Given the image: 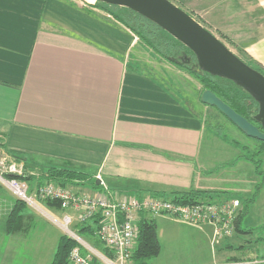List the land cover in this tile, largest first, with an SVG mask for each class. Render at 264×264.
<instances>
[{
  "label": "crops",
  "instance_id": "obj_1",
  "mask_svg": "<svg viewBox=\"0 0 264 264\" xmlns=\"http://www.w3.org/2000/svg\"><path fill=\"white\" fill-rule=\"evenodd\" d=\"M174 1L229 49H240L264 67V0ZM99 13L63 0H0V152L20 154L18 162L34 174L57 166L99 175L118 194L173 197L198 190L206 199L251 197L262 176L252 160L236 153L237 141L207 129L193 111L195 82L181 86L166 73L170 68L177 77L186 71L160 57L148 63L136 36ZM227 148L232 159L226 164ZM261 182L240 222L248 233L264 227ZM16 199L0 187V237L7 242L0 264H10L4 259L12 257L6 254L13 252L12 244L25 254L14 264H49L60 235L54 249L47 247L43 239L49 231L35 233V216L24 212L26 203L19 216L11 214ZM10 215L14 222L8 226ZM166 216L153 219L166 221ZM176 220L206 236L210 248L216 246L215 260L204 264L224 263L228 257L217 254L230 246L226 240L246 234L234 231L213 241L210 226Z\"/></svg>",
  "mask_w": 264,
  "mask_h": 264
},
{
  "label": "built area",
  "instance_id": "obj_2",
  "mask_svg": "<svg viewBox=\"0 0 264 264\" xmlns=\"http://www.w3.org/2000/svg\"><path fill=\"white\" fill-rule=\"evenodd\" d=\"M80 3H83L82 0ZM24 172L22 163L0 154V184L17 199L38 210L41 209L36 200L53 201L62 210H75L79 223L96 216L94 232L111 249L112 255L103 254L71 229L69 226L74 217L69 213H63L60 220L49 218L76 242L68 255L72 264H95L94 259L101 264H127L138 234L137 221L143 217L154 218L165 214L192 225H207L212 229V240L217 241L233 235L235 221L241 210V201L237 197L221 200L198 198L191 202H180L173 197L118 194L110 192L99 175L96 178L100 189L93 192L72 190L53 182H45L30 189L28 182L21 178Z\"/></svg>",
  "mask_w": 264,
  "mask_h": 264
},
{
  "label": "trees",
  "instance_id": "obj_3",
  "mask_svg": "<svg viewBox=\"0 0 264 264\" xmlns=\"http://www.w3.org/2000/svg\"><path fill=\"white\" fill-rule=\"evenodd\" d=\"M63 1L68 2L69 4L76 7H80L84 11L93 15H95V13H98L100 15L99 12H102L105 17L109 16V20L125 26L133 33L134 36H136L139 47L141 45L142 47L148 49L151 53L157 54L165 62H171L178 66L180 69L192 75L201 85L197 100V102L201 105L207 107L209 106L203 104L199 100V95L202 90L210 89L236 112L240 113L247 119L252 120V115L257 110L256 101L244 89H242L231 80L211 75L205 71H198L197 62L193 53L185 45L168 34L157 24L153 23L149 19L143 17L139 13L127 7L117 6L99 0H89L92 2L85 1L84 3H80L77 0ZM250 63V66L264 74V67L251 60ZM183 101L187 103L185 99H183ZM193 111L195 113L198 112L195 108L193 109ZM200 113L201 118H204L205 121V114L203 112ZM248 138L254 141V145L250 147L252 152L250 154H245L244 156L248 160H252L256 170L260 175H262L261 178L264 179V172L260 170L261 153L264 150V140H257L250 137ZM242 146L245 148H249V145ZM6 155L9 159L15 161H20L22 159V156H20V154L18 153H13L11 155L12 157L8 154ZM24 168L25 172L24 175L21 176V178L28 182V184L30 185V189H33L45 182H53L65 187H78L83 184L85 180L90 178H93L90 189H100V184L96 183L97 178H94V176L90 175V173L84 171L57 166H47L45 167L43 172H41V174L36 175L34 173H31V171L29 172L26 167ZM261 183L262 182L260 181L256 184L251 197H246L241 200V210L235 221L236 232L248 233L249 231H251V229H240V222L242 216L247 211L249 203L253 200V196H255L256 192L259 190ZM1 186L2 185L0 184V187ZM204 193L205 192L198 190L177 191L174 192L173 199L180 202H191L195 201L198 198L204 197ZM41 202L49 207H54L56 204L53 201L45 199H42ZM24 205L25 203L23 201L16 199L14 207L11 210V214H16V216H19V210ZM12 220L13 218L10 215L8 217V226L11 225V222H14ZM12 224L14 226V223ZM137 225L138 234L132 253L128 259V264H149V260L152 257L156 256L160 251V243L156 232V223L154 222L153 218L143 217L137 221ZM96 226L97 218L95 216L88 221L80 223L77 232L81 237H83L87 242H89L103 254L112 255L113 253L111 252V249L107 247L95 234L94 230L96 229ZM75 244L76 242L73 239H71L64 233H61L55 247L53 258L49 264H70L68 255L71 247ZM239 246L242 247V245ZM217 251H219V249H217ZM262 259H264V256L262 257ZM93 262H96V260L94 259ZM223 262L224 263L219 264H259L252 262V260L250 259L246 260L235 256H230Z\"/></svg>",
  "mask_w": 264,
  "mask_h": 264
},
{
  "label": "rangeland",
  "instance_id": "obj_4",
  "mask_svg": "<svg viewBox=\"0 0 264 264\" xmlns=\"http://www.w3.org/2000/svg\"><path fill=\"white\" fill-rule=\"evenodd\" d=\"M80 2V0H77ZM89 1V0H88ZM94 1V0H93ZM174 4L178 5L180 8H182L184 11L185 8H183L181 5L176 3L174 0H171ZM84 3L85 0H82ZM187 12V11H186ZM189 13V12H187ZM190 14V13H189ZM210 32H213L211 29L206 27ZM139 45V43L137 44ZM227 46V45H226ZM140 48L142 46L140 45ZM144 48V47H143ZM146 56V61L150 63L154 60H160L159 56L157 54L151 53L148 49L144 48ZM234 50V49H233ZM240 59H242L246 63H250V59L242 54V51L240 49L233 51ZM136 59L134 57L131 58V62L135 61ZM164 62L165 61H161ZM167 64V63H166ZM251 64V63H250ZM171 79L175 78L179 81L181 86L188 85V83L191 81H194L196 85V90H194L195 93V106L196 111H198V114H201L200 112H203L205 114V121L204 123L207 125V129H210L211 131H216L218 134L222 135V137L225 138V140H228L229 142L234 143L235 141L238 142V144H235L237 147H235V151L237 154H250L252 145H254V141L249 139L248 136H244L242 132L234 125L232 124L223 114H221L219 111H217L213 107H207V106H200L198 104V94L199 90L201 88V85L197 82V80L190 75L189 73L184 72L183 74H180L179 76H174V74H171V70L166 72ZM189 86V85H188ZM195 88V87H194ZM180 97L185 99L187 103L192 105V102L188 97H186L182 92L180 93ZM181 98V99H182ZM182 99V100H183ZM190 101V102H189ZM204 104V103H203ZM203 117V116H202ZM204 119V118H203ZM206 129V130H207ZM208 133V130H207ZM222 144L221 142H219ZM242 145H249V148H245ZM215 149V147H214ZM230 149L227 148V153L225 152V155L228 157L227 162L232 159V156L230 155ZM0 154H2L0 152ZM223 155V154H222ZM223 159V156H222ZM245 162L242 158L239 159L238 162ZM232 161L231 163H233ZM228 165H225L227 167ZM219 168V165H218ZM261 170L264 169V154H261V163H260ZM39 174L43 172V170L38 171ZM223 173V170L221 171ZM221 173V174H222ZM38 173L36 175H39ZM223 175V174H222ZM260 181L259 177H257ZM93 181V178L85 180L83 184H81L79 187L76 186H70L72 190H79L83 191L85 193L90 192L91 190V182ZM30 187V186H29ZM264 189V184L263 188ZM13 194V193H12ZM14 195V194H13ZM15 196V195H14ZM264 199V194L262 195ZM204 198V197H203ZM209 198V197H206ZM205 198V199H206ZM38 205L40 206L41 210L35 209L33 207H26L24 212H30L33 213L35 216L34 219V228L37 230V232L44 231L47 229L49 233H46L43 240H46L47 247L54 249L55 247V240L56 237L61 235L60 233H63L62 229L53 221H51L50 217H55L57 220H60L63 213H69L74 218H72L73 222L70 224V228L73 230H78L79 228V222L74 221L77 219V212L73 209H65L62 210L58 207H49L42 203L39 200H36ZM142 216H144V213H142ZM168 219L166 221H163L161 217H155V223L157 225V233L160 240V251L157 254V256L151 258L149 261L151 264H204L207 260H209L212 256L215 260L214 256V250L216 249V246L214 248H210L209 243H207V237L204 236L201 238L199 234H196L194 231H192V226H189L183 222H180L176 220L175 218L166 216ZM44 221L45 227L44 229H41L44 227V224L42 223ZM78 221V220H77ZM241 228H246L244 225ZM35 233H33L32 238H34ZM1 238H4V235L0 237V256L2 253V249L4 247V242L1 241ZM14 243V242H13ZM226 244L230 246L223 247V252H219L217 255L222 260H225L223 258L235 256L242 259H250L254 263L264 264V259L262 257L264 256V227H257L255 228V231L251 233L241 234L238 233L236 236L230 237L226 240ZM16 244H12L11 247V253H6L8 256H12L9 258H5L4 260L8 263H16L19 259L25 257L24 251L21 249L20 246H15ZM239 245H242L240 247ZM3 246V247H1ZM46 251V248L43 247ZM55 250V249H54ZM47 252V251H46ZM40 257L44 259L46 257V253L44 251L41 252ZM52 257V251H50L48 258L46 259L48 262L51 260Z\"/></svg>",
  "mask_w": 264,
  "mask_h": 264
},
{
  "label": "water",
  "instance_id": "obj_5",
  "mask_svg": "<svg viewBox=\"0 0 264 264\" xmlns=\"http://www.w3.org/2000/svg\"><path fill=\"white\" fill-rule=\"evenodd\" d=\"M99 1L127 7L149 19L193 53L198 71L226 78L244 89L257 103L252 120L236 112L210 89L202 90L199 100L216 108L244 135L264 140V74L240 59L223 41L171 0ZM96 183H99L98 179Z\"/></svg>",
  "mask_w": 264,
  "mask_h": 264
}]
</instances>
